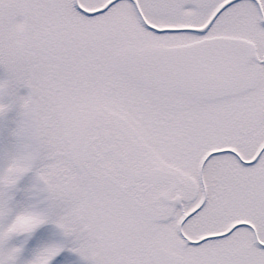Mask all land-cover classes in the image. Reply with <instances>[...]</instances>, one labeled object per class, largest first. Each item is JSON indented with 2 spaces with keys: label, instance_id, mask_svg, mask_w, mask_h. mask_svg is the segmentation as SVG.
<instances>
[{
  "label": "snow or ice",
  "instance_id": "6c2138e0",
  "mask_svg": "<svg viewBox=\"0 0 264 264\" xmlns=\"http://www.w3.org/2000/svg\"><path fill=\"white\" fill-rule=\"evenodd\" d=\"M0 264H264V0H0Z\"/></svg>",
  "mask_w": 264,
  "mask_h": 264
}]
</instances>
